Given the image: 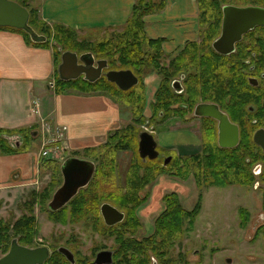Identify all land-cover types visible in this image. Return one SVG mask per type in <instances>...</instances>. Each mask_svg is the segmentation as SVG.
I'll list each match as a JSON object with an SVG mask.
<instances>
[{
	"label": "flooded vegetation",
	"instance_id": "flooded-vegetation-1",
	"mask_svg": "<svg viewBox=\"0 0 264 264\" xmlns=\"http://www.w3.org/2000/svg\"><path fill=\"white\" fill-rule=\"evenodd\" d=\"M220 28L221 19L218 34ZM179 51L180 49L172 54H163L175 56ZM218 54L224 59V64L227 57L233 59L232 65L228 64L227 67L219 69L223 74V82L218 101L199 99L196 104H215L220 113L234 125L237 142L232 148L224 147L232 149L238 160L234 165V183L216 185L192 180L190 189L185 184L187 180L177 178V167L172 166L173 156L165 153L158 157L157 144L155 158H139L138 138L135 149L128 150L131 152V159L127 166L135 161L132 156H138L142 162L155 163L161 168L159 173L166 172L161 174L167 177L161 182L156 179H138L134 182L125 178L119 179L115 170L111 172L110 168L114 169L113 164L105 163L101 166L93 155L82 152L69 150L55 154L57 157L54 154L38 155L34 157L36 164L30 166L26 172L18 170L14 173L10 186H23L20 184L29 181L33 174L36 177L41 170L49 168L48 161L53 162L52 166L58 165L59 181L54 184L50 180L40 191L29 190L25 197H18L16 194L6 197L7 201L0 198V263L248 264L232 255V252L237 250L236 246L243 245L241 240L236 241L231 236L237 230L242 231L250 226L249 244L256 246L263 253L262 263L257 264H264V25H256L243 33L240 40L234 44L232 52ZM187 74L179 72L169 80V86L171 87L173 81H177L176 86L183 91L189 82ZM158 79L157 87H160L162 77L158 75ZM171 89L175 94L182 93L173 87ZM179 105L184 114L173 113L164 116V112L159 109L154 126H167L170 121L184 126V123L198 118L199 123L204 125L205 132L212 129L217 145V121L209 117L194 116L195 105ZM168 131L179 132L177 129L166 128V132ZM188 135L190 133L185 132V135L179 134L176 137ZM197 142L199 143L198 140ZM183 143L178 147L183 150V154L179 152L176 155L188 154L184 152L188 142ZM70 157L91 161L94 170L89 181L78 188L75 195L60 207L51 209L49 203L52 194L63 184L61 165ZM115 157L116 151L114 159ZM53 158H58L59 162ZM100 167L102 170H99ZM33 181H30L31 184ZM216 189L232 191L235 194L233 197L236 199V224L233 227L226 225L224 217L223 221L218 222L213 220V217H207L202 211V194H209ZM242 189L251 191V195L252 192L255 194L245 199L253 205L240 203L245 198ZM4 204H8L10 209L3 213ZM103 205H109L110 208L103 209L109 211L103 213ZM256 208L259 211L256 212ZM251 213L255 215L252 225ZM4 215L7 217H1ZM41 219L60 227L79 225L94 235V240L90 239V243L94 245L88 246V253L81 255L70 245L83 247V240L80 241L77 234L71 231L65 238L62 231L58 241L50 240V237L48 240L47 231L42 233ZM227 234L231 241L225 240ZM230 250L232 251L225 255L224 252Z\"/></svg>",
	"mask_w": 264,
	"mask_h": 264
},
{
	"label": "trees",
	"instance_id": "trees-1",
	"mask_svg": "<svg viewBox=\"0 0 264 264\" xmlns=\"http://www.w3.org/2000/svg\"><path fill=\"white\" fill-rule=\"evenodd\" d=\"M13 1L27 10L28 25L46 39L44 42L34 43L22 30L12 27H0V29L19 33L28 46L51 49L54 62L51 79L54 94L60 95L67 93L68 90L85 94L101 92L107 94L114 102L123 104L130 111V123L110 131L105 142L98 146L82 149V153L93 155L101 166L105 163L115 164V151L135 149L139 125L145 121L152 123L158 116L159 109L164 112V116L173 113L182 115L185 112L179 109L181 103L193 107L199 99L218 101L223 82V74L219 69L233 64V59L229 57L224 64V59L210 47V43L218 34L222 6L227 4L264 6V0H195L199 40L186 41L165 68L161 66V56L164 53L161 45L165 40L161 37L151 38L144 31L145 16L160 13L165 6L163 0H134L126 21L118 27L98 29L95 33H101L102 36L95 40L82 36L86 34H81L76 29L45 22L40 17L36 0ZM66 50L77 53L90 52L95 58L106 59L110 69H129L137 77L138 83L126 91H121L104 77L94 82H88L81 77L74 80H60L56 66L61 51ZM179 72H187L189 82L182 93L175 94L169 86V80ZM154 73L161 76L162 80L160 87L153 89L151 100L148 101L144 79ZM148 112L149 115H146ZM35 129V127L0 129V155L16 154L20 147L27 146L29 141L35 138L32 136ZM11 135H18V145L7 139ZM213 140L215 137L212 129L208 132L204 129L202 142L198 140L197 152L179 155L175 159L172 166L177 167L178 179L185 180L192 177L193 180L216 185L235 182L234 165L238 162L236 155L232 149L219 148ZM25 151L28 150H21V152ZM135 154L137 155L136 151ZM110 169L111 172L114 171ZM160 169L157 164H152L150 161H133L124 178L133 182L138 179H152L164 174L165 171L159 173ZM99 170H102V167Z\"/></svg>",
	"mask_w": 264,
	"mask_h": 264
},
{
	"label": "crops",
	"instance_id": "crops-1",
	"mask_svg": "<svg viewBox=\"0 0 264 264\" xmlns=\"http://www.w3.org/2000/svg\"><path fill=\"white\" fill-rule=\"evenodd\" d=\"M163 1L165 6L160 13L145 16L144 31L151 38H163L162 50L172 54L181 49L186 41L197 39V8L195 0ZM35 2L41 19L48 24H61L89 34V31L122 25L130 14L134 0ZM53 68L51 50L28 46L19 33L0 29V129L36 125V129L42 127L43 134L49 128L51 131L64 127L59 145L70 151L103 143L110 131L120 127L121 116L116 102L106 96L96 97L80 92L54 94L49 85ZM53 101L55 104L49 106ZM34 103L36 113H33ZM179 134L185 132L168 131L158 136V140L162 142L170 138V142L183 143L188 137L177 138ZM3 163L9 168L7 172L0 173V183H5L18 170L26 172L36 159L31 151H27L0 155V165Z\"/></svg>",
	"mask_w": 264,
	"mask_h": 264
},
{
	"label": "water",
	"instance_id": "water-1",
	"mask_svg": "<svg viewBox=\"0 0 264 264\" xmlns=\"http://www.w3.org/2000/svg\"><path fill=\"white\" fill-rule=\"evenodd\" d=\"M221 10L220 32L211 43L212 49L217 53L228 54L232 52L234 44L240 40L243 33L256 25H264V7L227 4L223 5ZM0 27H12L22 30L34 43H41L46 39L45 36L36 33L28 25L27 10L13 0H0ZM107 67L106 59H95L90 52L77 54L74 51L66 50L60 53V62L56 67V71L58 78L64 81L82 77L88 82H94L103 75L108 82L113 83L121 91H126L138 83L137 77L129 69H110L103 73V70ZM175 83L178 82L173 81L171 87L179 93L182 92ZM193 115L209 117L217 121V145L220 148L235 146L237 135L234 125L220 113L215 104L198 103L193 108ZM35 134H32V136H35ZM155 147L156 142L151 134L147 132L138 134L137 151L140 158L144 159L146 156L149 159L155 158L157 156ZM93 170L94 164L91 161L75 157L64 160L61 165L63 184L53 192L49 207L56 209L67 202L75 195L78 188L89 181ZM105 207H109V205L102 206L101 211L103 213L109 211L108 209L103 210Z\"/></svg>",
	"mask_w": 264,
	"mask_h": 264
},
{
	"label": "rangeland",
	"instance_id": "rangeland-1",
	"mask_svg": "<svg viewBox=\"0 0 264 264\" xmlns=\"http://www.w3.org/2000/svg\"><path fill=\"white\" fill-rule=\"evenodd\" d=\"M237 6H243V5H237ZM96 31L97 30L89 31V34H87V33H81V34H86V35H82V36H87L88 39L95 40L96 38L102 36L101 33L100 34L95 33ZM49 50H51V49L49 48ZM175 56H167V55L163 54L161 56V61H162L161 66H164L165 68L168 67V65H169L168 62H170V60L175 58ZM96 59H101V58H96ZM173 76H177V75L174 74ZM173 76H171V78ZM157 79H158L157 73L156 74L154 73L153 75L146 77L144 79L145 92H146V96H148V101L151 100L153 89L157 88V85L159 82V79H158V82H157ZM69 93L76 94L78 92L75 90H68L67 94H69ZM88 95H94L96 97L106 96L110 99V97L107 94L101 93V92L90 93ZM54 101L56 102V99H54ZM54 101L51 102L49 106L54 105L55 104ZM116 105L119 107V112H120V116H121L120 117V126H126L128 123L131 122V113L128 110V108L126 106H124L123 104L116 103ZM175 106L176 105H173V107H175ZM146 115H149V112ZM52 120H54V118ZM199 122H200V120L198 118H193L190 120L189 123H184V126L179 125V123H177L176 121L167 122V126L166 125L154 126L155 120L152 123L149 121H145L143 124L139 125L138 134L140 132H142L143 130H145L147 132H153L152 133L153 138L156 140V143H157L156 150H157V152H159L158 157L163 156L165 153H169V155L171 154L170 156H173L172 163H174L175 159L178 158V156H179L176 154L179 152H180V154H183V150L178 148L180 145H182V143L170 142L169 138H165V140H163L161 142L158 140V136L165 135L167 133L166 128L167 129L173 128V130L177 129V131L179 130V132H176V133L187 131L188 133H190V135L186 136V137H188L186 140H183L184 143L188 142V143H186V147H184V152L186 151V153H188V154L191 152H195L199 149V146H198L199 144H198L197 140L200 139L202 142L203 137H204V127ZM180 135H185V134H180ZM15 138H18V137L13 136L12 139H15ZM196 138H197V140H196ZM12 139H11V141H12ZM39 141H40V136L33 138L32 140L29 141L27 146L20 147L19 151L16 154L22 153L21 150H28V151H31L33 153L34 157L38 156L39 155V148H40ZM12 142H14V141H12ZM213 142L215 143V140H213ZM81 151H82V149H78L76 152H81ZM125 151H126V153L116 151L114 170L117 173L119 179H124L125 171L128 168V166H127L128 162L131 159V152L128 150H125ZM52 153L55 156V154L61 153V150L58 149L55 152L53 151ZM55 157H57V156H55ZM137 158H134V156H132V160L135 159V161L139 162L140 157L138 159ZM53 159H55L57 163L59 162L58 158H53ZM52 164H53V162H50L49 168L41 170L39 172L38 176L36 175V177L33 174L32 177L29 179V181H26L25 183L20 184L23 186H18V187H11L10 186L11 180H12L13 175H14V173H12L11 177H9V179L5 183H0V198L7 201L6 197H10V196L13 197L16 194H18L17 195L18 197H21V196L25 197L29 190L35 189L37 191H40L43 187H45L47 185V183L50 180H52L54 182V184H57L59 181L58 176H57L58 165L52 166ZM8 168L9 167H6L5 163H3L2 165H0V170H2V171H0V173L7 172ZM159 176L156 178H152V179L153 180L156 179V180L161 182L162 180L167 178V177H164L162 175H159ZM32 180H34V181L31 184L30 181H32ZM185 180H187V182L185 181L186 186L189 187L190 189H192V184H191V181L193 180L192 177H189L188 179H185ZM1 184H3V185H1ZM241 191H242V194L245 198L240 203H247V204L253 205L249 201L248 202L245 201V199H247V197L249 199L250 197H252V195H255V194L252 192V195H251V193H250L251 191H245L243 189ZM231 192L232 191L216 189V190H213V192H211L209 194H206V193L202 194V198H201L202 207H203L202 211L207 215V217L208 216L213 217L214 218L213 220L218 221V222L223 221L225 219L226 225H228V227L229 226L233 227V225L236 224V215H235L236 199L233 197V195H235V194L233 192L232 193ZM190 199H192V198H189V200ZM3 206H4L2 208L3 213L5 211H9L10 207L8 206V204H4ZM252 210H254V209H252ZM257 211H259V209L256 208V212ZM228 212H230L231 214H228ZM1 217L6 218L7 215L1 216ZM223 217H224V219H223ZM254 219H255V215H254V213H251V220H250L251 225L253 224ZM40 221L43 223L42 233H45V231H47L48 240H49V237H50V240H53V241L60 240L61 238H59V234L61 235L62 231L64 233L63 238L67 237L69 235L70 231L73 233L75 232L77 234V236L80 238V241L83 240L82 241L83 247L79 248L77 245H74V244H72L70 246L75 251H78L81 255L87 254L89 251V249H87V247L91 246L93 244V243H90V239L94 240V235L90 231L84 230L79 225L78 226L65 225L64 227H60L57 225H53L52 223L48 222L45 219H41ZM250 237H251L250 226H247L246 229H244L242 231L237 230L234 234H232L231 238H233L236 241L241 240V243L243 245V246H241V245L236 246L235 248L237 250H239V249L240 250L242 249V250L241 251L236 250L235 252H232V255L234 257H236L237 259L242 260L243 263H246V262H248V264L262 263V254L263 253L256 246L254 247L253 245L249 244L251 242ZM225 240L227 242L231 241L230 236H228V234L225 236ZM232 250L225 251L224 252L225 255H227ZM231 259H232V256H231Z\"/></svg>",
	"mask_w": 264,
	"mask_h": 264
},
{
	"label": "built area",
	"instance_id": "built-area-1",
	"mask_svg": "<svg viewBox=\"0 0 264 264\" xmlns=\"http://www.w3.org/2000/svg\"><path fill=\"white\" fill-rule=\"evenodd\" d=\"M61 137V133L60 131H56V136H49V137H46L44 140H43V146H46V145H49V144H54L56 143ZM59 148L57 146H52V147H48V148H43L42 149V154H46L48 152H53V151H56L58 150Z\"/></svg>",
	"mask_w": 264,
	"mask_h": 264
}]
</instances>
